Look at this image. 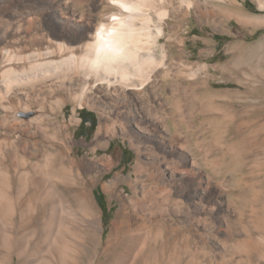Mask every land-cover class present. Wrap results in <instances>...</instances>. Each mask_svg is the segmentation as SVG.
Here are the masks:
<instances>
[{
	"label": "rangeland",
	"instance_id": "1",
	"mask_svg": "<svg viewBox=\"0 0 264 264\" xmlns=\"http://www.w3.org/2000/svg\"><path fill=\"white\" fill-rule=\"evenodd\" d=\"M89 1L85 8L77 7L86 17L70 19L79 32H95L100 18L117 8L107 0ZM205 1L204 9L181 11L174 0L162 23L161 44L170 47L171 56L159 72L170 73L166 91L174 89L171 104L165 102L166 96L162 101L168 132L182 138V146L168 148L167 153L172 158L184 155L176 158L173 184L160 186L168 210L158 215V223L146 213L152 232L136 264H264V0ZM25 2L0 0V29L9 32L0 43V206L6 209L2 220L12 222L19 180L27 182L28 176L22 188L27 202L37 212V220L46 219L44 204L37 199L47 187L35 188L31 180L36 166L42 164L40 174L46 172L43 164L48 157L39 151H52L66 140L71 158L94 172L92 204L100 237L94 251L82 254L78 263L106 264L105 248L123 211L122 199L136 220V200L146 195L144 185L152 187L148 173L155 171L154 161L165 154L158 144H150L146 156L139 158L131 141L151 129L140 117L132 118L105 100L106 111H102L95 91L88 100H69L59 91L57 79L43 80L30 63L8 60L35 37L40 42L46 37L42 48L74 38L64 32L66 18L49 9L48 0ZM205 7L211 12L204 14ZM32 10L33 15L27 16ZM29 19L35 21L33 26ZM91 19L94 28L87 26ZM23 65L30 68L24 70ZM6 70L15 74L9 78L10 86L9 81L2 85ZM163 81L161 76L159 83ZM83 110L95 114L94 131L90 124L81 128ZM60 129L66 137L59 136ZM139 159L143 172L136 175ZM57 165L66 167L65 158H59ZM84 169L77 166L73 172L84 173ZM84 177L90 178L87 173ZM133 177L138 180L136 190ZM114 182L118 190L106 191L104 187ZM58 183L65 188L66 181ZM200 188L205 191L202 202L197 196ZM74 192L70 189L68 196Z\"/></svg>",
	"mask_w": 264,
	"mask_h": 264
},
{
	"label": "bare ground",
	"instance_id": "2",
	"mask_svg": "<svg viewBox=\"0 0 264 264\" xmlns=\"http://www.w3.org/2000/svg\"><path fill=\"white\" fill-rule=\"evenodd\" d=\"M25 1L27 0H19L20 5H26ZM48 1L49 9L66 18L62 23L63 30L69 35H74V38L69 41L70 43L50 44L42 48L40 45L42 46L46 37H42L41 42L35 37L25 47H19L15 59L9 57L8 60L19 64L30 63L32 69L37 70L35 76H41L43 80L57 79L61 83L59 91L68 94L69 100L81 102L88 100V94L95 91L100 96L99 108L102 111H106L105 100L113 103L118 109H123L132 118L140 117L151 126V129L143 131L145 135L131 141L139 158L146 156L150 144H158L165 154L154 161L155 171L148 173L152 187L148 186L146 189L144 185L146 195L136 200L138 206L134 212L136 220H132L130 207L122 199L123 211L114 223L105 248V254L108 256L106 264H136L144 254L146 242L152 232L145 219L146 213L149 211L151 220L157 223L158 215H164L167 199L163 198L165 195L163 196L160 186L173 184L176 178L172 170L177 164L176 158L184 155L176 154V158H172L170 152L167 153L168 148L177 146L180 148L182 138L176 133L168 132L169 121L165 102L171 104L174 89L166 91L170 73L161 75L159 72L165 68V62L171 56L170 47L161 44L165 31L162 23L169 17L168 8L173 5L174 0H107L117 7L116 11L108 17H101V21L96 25V31L87 33L79 32L80 29H77L79 26L73 25L70 19L86 17L83 12L77 10V7L85 8L91 1ZM178 1L181 11L184 9L190 11L193 7L198 10L204 9L205 0ZM209 12L211 11H208V7H205L204 14ZM26 15H33V10L27 11ZM26 15L21 13L19 17L24 18ZM34 22L29 21L31 26L35 24ZM87 26L94 28L92 19L88 20ZM7 32L0 29V43L7 37ZM56 55H60L61 60H52ZM27 67L30 68L27 65L22 66L24 70ZM12 71L6 70L3 73V86L8 83ZM161 76L164 77L162 84L159 83ZM9 82L10 86L11 81ZM162 96H166L165 102L162 101ZM62 129L58 134L66 137ZM68 149V141L64 140L58 142L52 151L38 153L48 157L43 164L46 172L40 174L42 164L36 166L35 176L31 182L35 188L42 185L47 187L44 195L37 199L46 209L45 220L36 219L37 212L30 207L22 190L24 184L29 182L30 176L27 182L24 178L19 180L21 188L14 201L17 212L11 223L3 222L6 209L0 206V264H77L82 254L87 255L94 251L95 243L100 237L97 214L92 204L94 172L91 168L86 169L84 163L72 159ZM59 158H65L66 167L57 165ZM141 161L136 167V175L143 172ZM77 166L80 169L85 167L84 173L79 170L74 174V167ZM85 173L90 177L87 181L84 179ZM60 179L66 181L65 188L59 185ZM134 182L133 188L136 190L138 180L135 177L132 179V183ZM104 188L108 192H116L118 183L114 182ZM70 189L75 192L69 197L67 192ZM204 192L201 188L197 191L200 202L203 201ZM67 252L71 254L69 257Z\"/></svg>",
	"mask_w": 264,
	"mask_h": 264
},
{
	"label": "trees",
	"instance_id": "3",
	"mask_svg": "<svg viewBox=\"0 0 264 264\" xmlns=\"http://www.w3.org/2000/svg\"><path fill=\"white\" fill-rule=\"evenodd\" d=\"M80 116L82 118V126L81 128H83L85 125L90 124L91 126V130L94 131L97 127V120H96V116L94 113L92 112H88L86 110H83L80 113Z\"/></svg>",
	"mask_w": 264,
	"mask_h": 264
}]
</instances>
